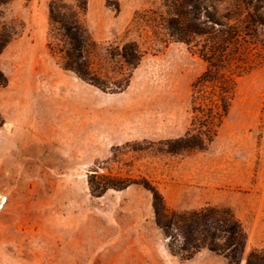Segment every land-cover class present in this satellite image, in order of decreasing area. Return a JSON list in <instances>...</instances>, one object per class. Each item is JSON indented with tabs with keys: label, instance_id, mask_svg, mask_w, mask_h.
Here are the masks:
<instances>
[{
	"label": "rangeland",
	"instance_id": "1",
	"mask_svg": "<svg viewBox=\"0 0 264 264\" xmlns=\"http://www.w3.org/2000/svg\"><path fill=\"white\" fill-rule=\"evenodd\" d=\"M50 1L0 6V264H228L186 257L152 190L229 209L239 264L264 249V0H87L92 81L49 51Z\"/></svg>",
	"mask_w": 264,
	"mask_h": 264
},
{
	"label": "trees",
	"instance_id": "2",
	"mask_svg": "<svg viewBox=\"0 0 264 264\" xmlns=\"http://www.w3.org/2000/svg\"><path fill=\"white\" fill-rule=\"evenodd\" d=\"M10 0H0V6ZM87 9V0H51L48 5L49 25L54 37L65 44V48H58L48 42L49 51L59 53L63 68L73 72L81 79L91 80L89 68L83 58V48L86 42V29L81 23V15ZM3 13L0 9V52L15 34L13 28L3 24ZM220 26L225 25L217 22ZM228 31L218 29L215 38L218 44L224 46L228 43V35L233 37L234 27L229 26ZM231 30V31H230ZM212 71L208 69L206 73ZM6 83L5 76L0 69V85ZM225 101V98L222 99ZM227 106L223 104V111ZM153 195V209L156 218H166L174 224L181 232L182 246L180 249L186 252V257L191 256L200 248L220 254L228 264H239L246 245V235L239 221L229 209L205 206L198 210L175 212L167 209L157 192L151 191ZM216 223V224H213ZM218 229L222 234L211 230ZM170 243L168 247L170 248ZM245 264H264V249H253L247 257Z\"/></svg>",
	"mask_w": 264,
	"mask_h": 264
}]
</instances>
